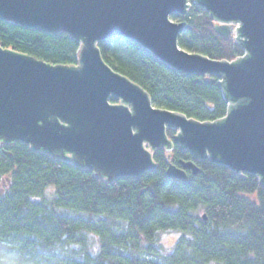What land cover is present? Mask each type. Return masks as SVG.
<instances>
[{"label": "trees", "instance_id": "obj_1", "mask_svg": "<svg viewBox=\"0 0 264 264\" xmlns=\"http://www.w3.org/2000/svg\"><path fill=\"white\" fill-rule=\"evenodd\" d=\"M174 19L185 23L177 39L182 50L228 62L243 56L214 32L203 8L191 4ZM80 45L66 33L0 19L1 48L52 66H75ZM98 48L103 62L156 108L201 123L226 116L218 76L177 71L128 39ZM152 157L154 169L107 182L22 142L0 144V264H264V186L255 175L196 160L177 144ZM188 162L196 174L167 177L168 164ZM170 233L179 237L166 252L159 237Z\"/></svg>", "mask_w": 264, "mask_h": 264}, {"label": "water", "instance_id": "obj_2", "mask_svg": "<svg viewBox=\"0 0 264 264\" xmlns=\"http://www.w3.org/2000/svg\"><path fill=\"white\" fill-rule=\"evenodd\" d=\"M191 4L211 16L217 35H233L243 56L218 61L179 48L185 23L171 19ZM0 19L81 43L75 66L0 47V144L22 142L107 182L154 169L153 152L177 144L264 186V0H0ZM118 38L177 71L218 76L226 116L201 123L155 108L142 88L103 62L98 44ZM167 130L176 132L172 139ZM187 170L198 171L191 162L168 164L166 175L184 180Z\"/></svg>", "mask_w": 264, "mask_h": 264}, {"label": "rangeland", "instance_id": "obj_3", "mask_svg": "<svg viewBox=\"0 0 264 264\" xmlns=\"http://www.w3.org/2000/svg\"><path fill=\"white\" fill-rule=\"evenodd\" d=\"M171 20L174 22H181V20H179V19L176 20V19L172 18ZM229 38L233 40L234 36H231ZM191 54H194V53H191ZM240 57L235 58L233 61H235L236 59H238ZM173 133H174V135L176 134V132H174V131H173ZM178 237H179V235L175 234V233L160 235L159 242H160V245L162 246V248L164 249V251H166V252L169 251L172 248V246L175 244V242L177 241Z\"/></svg>", "mask_w": 264, "mask_h": 264}, {"label": "flooded vegetation", "instance_id": "obj_4", "mask_svg": "<svg viewBox=\"0 0 264 264\" xmlns=\"http://www.w3.org/2000/svg\"><path fill=\"white\" fill-rule=\"evenodd\" d=\"M115 103H116V101H115ZM170 139V138H169Z\"/></svg>", "mask_w": 264, "mask_h": 264}, {"label": "bare ground", "instance_id": "obj_5", "mask_svg": "<svg viewBox=\"0 0 264 264\" xmlns=\"http://www.w3.org/2000/svg\"><path fill=\"white\" fill-rule=\"evenodd\" d=\"M188 171V170H187Z\"/></svg>", "mask_w": 264, "mask_h": 264}]
</instances>
